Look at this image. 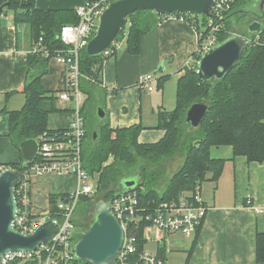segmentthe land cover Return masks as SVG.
<instances>
[{"label": "trees", "instance_id": "16d2710c", "mask_svg": "<svg viewBox=\"0 0 264 264\" xmlns=\"http://www.w3.org/2000/svg\"><path fill=\"white\" fill-rule=\"evenodd\" d=\"M256 0H235L230 11L224 18V29L218 35V41L223 40L228 34L237 32L247 42V51L233 66L227 75L220 80L203 81L197 74L198 55L194 53V62L187 67L184 74L176 84V103L172 111H160L158 127L164 130V136L156 143L143 144L138 142V134L142 127L134 124L129 127L111 129L108 125L106 97L108 92L103 87L102 69L103 62L111 55L104 52L90 55L86 47L79 52V87L86 96L80 112L85 117L93 118L96 122L91 138L83 142L82 160L83 167L90 175L99 174L97 179V192H104V200L119 191L118 185L123 178L140 174V179L135 190L142 205L151 201H169L176 199L183 191H193L196 186H201L204 181H217L224 161L212 159L209 155L210 147L229 145L234 156H245L250 162L261 163L264 161V21L261 28L254 33L247 31L246 35L239 33L238 27L241 18L247 13L235 14L240 9L249 10ZM7 3L13 9L15 20L28 25L30 39L34 42L39 37L43 44L55 51L66 48V45L57 37L61 26L77 22L74 9L40 10L34 6V0H0V6ZM233 14V15H232ZM185 16L186 20L194 26L197 32L206 25V17L192 14H169L168 16ZM232 15V16H231ZM168 16H157L151 10H138L130 14L114 42L125 43L127 51L135 54L139 49V40L155 23ZM253 17V16H251ZM255 19V18H253ZM248 25V24H247ZM248 36V37H245ZM120 48V47H119ZM50 58V57H49ZM49 58L34 55L32 64L33 73L26 79L23 93L25 102L18 111L4 112L9 121V138L12 145L18 149V144L27 138L46 137L53 140L63 135L60 129H48L47 119L49 114L65 110L57 104V93L45 90L41 77L47 72ZM168 79V75H160L158 85ZM209 100L210 109L197 128L185 123V112L194 102ZM87 102V103H86ZM85 106H87L84 112ZM98 107L105 113L103 119L96 116ZM186 132L184 133V131ZM93 132L96 138L93 139ZM183 138L187 144V155L184 164L175 176L168 182L166 188L159 192L149 184L153 183L158 174L150 172L146 177L145 170H137L135 174H127L129 167L136 158L149 159L170 155ZM112 156L113 162L103 164ZM19 171L24 168L22 161L11 164ZM126 173V174H125ZM145 178L147 181L143 179ZM117 187V188H116ZM61 194L50 196V215L52 205ZM92 197H82L81 202L91 201ZM95 204V203H94ZM147 223H140L133 231L136 236L137 251L132 258H138L140 251L146 243ZM76 229L81 236L80 224L76 222ZM199 231V230H198ZM192 247L196 243V235ZM256 260L264 262V231L255 234ZM188 251L187 256L190 254ZM30 264H35L31 262ZM67 264H88L78 258H73Z\"/></svg>", "mask_w": 264, "mask_h": 264}, {"label": "crops", "instance_id": "0c3cea01", "mask_svg": "<svg viewBox=\"0 0 264 264\" xmlns=\"http://www.w3.org/2000/svg\"><path fill=\"white\" fill-rule=\"evenodd\" d=\"M88 0H34L40 10L75 9ZM33 41L28 25L15 20L13 9H0V165L19 163L21 154L9 138V121L4 112L20 110L25 102L26 79L33 73ZM197 47L196 29L186 19L168 16L140 37L135 54L122 42L115 55L103 62L102 82L108 92L106 110L111 129L137 124L142 127L138 142L152 144L164 136L158 127L159 112L172 111L176 103V84L194 62ZM163 66V71L157 69ZM47 72L41 77L45 90L60 92L64 88L66 69L54 58L47 61ZM153 74L154 90L137 86L140 75ZM160 75H168L162 86ZM65 110L51 113L48 129L68 127L73 119V101H57ZM210 158L222 159L224 165L217 181L201 184V197L206 214L193 238L180 234L148 237L144 248L157 252L165 264H264L256 260L255 234L264 231V161L250 162L245 156H234L229 145L212 146ZM75 178L70 175H38L30 183L32 213L45 217L50 209V196L70 191ZM190 254L187 256L188 251Z\"/></svg>", "mask_w": 264, "mask_h": 264}, {"label": "built area", "instance_id": "2783aa9c", "mask_svg": "<svg viewBox=\"0 0 264 264\" xmlns=\"http://www.w3.org/2000/svg\"><path fill=\"white\" fill-rule=\"evenodd\" d=\"M113 0H88L75 7L77 22L63 25L57 37L66 45L65 49L50 50L43 44L42 38L33 42L31 53L46 58H54L65 66L66 75L64 88L57 94L58 101H73V119L68 127L62 128L61 138L48 140L40 136L36 157L30 163L24 164L19 171V181L15 187L17 214L14 227L21 233L34 232L44 221L50 220L56 227V232L50 241L40 244L31 252H9L0 258V264H67L73 258L74 246L79 239L76 229L75 212L82 197H92L97 192V179L83 167L82 147L84 140V119L80 109L84 94L79 87V52L86 47L89 39L94 36L99 17L105 7ZM235 0H217L206 17L205 27L197 32L196 55L198 57L219 43L218 35L223 32L224 18L230 11ZM186 19L185 16H175ZM120 47L119 42L112 44L103 51L106 55L113 54ZM153 74L140 75L137 86L147 92L154 90ZM4 166L0 165V172ZM70 175L75 178L72 190L61 193L45 217H37L32 213L30 204V183L38 175ZM97 175V173H96ZM152 206L142 205L135 188L119 190L112 194L107 204L109 210L119 221L124 231V238L112 264H165L164 258L157 252L143 247L138 258H132L137 251L136 236L133 231L140 223H147L148 237L157 242L159 236L173 233L187 238H193L200 229L207 211L201 197V186L193 191H183L176 199L151 201Z\"/></svg>", "mask_w": 264, "mask_h": 264}, {"label": "water", "instance_id": "95a60500", "mask_svg": "<svg viewBox=\"0 0 264 264\" xmlns=\"http://www.w3.org/2000/svg\"><path fill=\"white\" fill-rule=\"evenodd\" d=\"M216 1L113 0L102 11L97 30L87 42L86 51L90 55L105 51L116 38L127 17L135 11L151 10L160 17L169 14L209 16ZM254 5L259 6L261 11L240 9L234 12L235 14L247 13L256 18L246 27L250 33L257 32L264 21V0H259V3H254ZM5 6L7 3L2 4L0 9ZM246 51V40L238 33L232 32L199 56L197 74L203 81L213 83L220 80L229 73ZM163 69L161 65L156 72L161 73ZM210 106L209 100L192 103L185 112V123L197 128L207 115ZM96 116L99 119L104 118L105 113L102 107L97 108ZM95 138L96 132H93V139ZM38 148L37 138H27L18 144L23 165L34 160ZM139 179V173L123 178L118 188L120 190L132 189L137 186ZM18 181L19 170L16 167H4L0 172V258L9 252L34 251L40 244L50 241L56 232V227L50 220L42 222L34 232L28 234L21 233L14 227L13 222L17 214L15 187ZM90 214L92 221L77 240L74 255L88 264H112L123 242V228L109 210L107 201L104 199L95 202Z\"/></svg>", "mask_w": 264, "mask_h": 264}, {"label": "rangeland", "instance_id": "374dc122", "mask_svg": "<svg viewBox=\"0 0 264 264\" xmlns=\"http://www.w3.org/2000/svg\"><path fill=\"white\" fill-rule=\"evenodd\" d=\"M256 4V3H255ZM251 10H255L257 12H260L261 10L259 9V6L255 7V5L253 7L250 8ZM200 16H199V20H200ZM254 17L251 16H244L241 18V21L239 23V27H238V31L241 34L246 35L247 31H246V27L247 24H249L251 21H253ZM237 33V32H236ZM248 37V36H245ZM85 95H84V99H85ZM83 99V101H84ZM87 103V102H86ZM87 106H85L84 112L86 111ZM95 120L93 118H87L85 117V141H87L89 138H91L92 135V130L95 128ZM186 132V130L184 131V133ZM186 141L183 140V138H181L177 144L176 149L167 156H160V157H152L149 159H145V158H136L133 162V165H131L129 167V171H128V175L129 174H135L137 173L138 169H141L142 171L145 170L144 175H146L145 178H147L150 175V172H154L157 173L158 176L153 179V183H150L149 186L153 187V189H156L159 192H162L168 182L175 176L176 172H178L180 170V168L182 167V165L184 164L186 159V155H187V149L186 146L187 144H185ZM114 158L112 156H110L108 158V160L103 164V166L109 165L113 162ZM126 174V173H125ZM95 176H99V174H94ZM143 178L145 181H147V179ZM142 176H141V181H143ZM144 182V181H143ZM117 188V187H116ZM104 192H99L97 194H95L93 196V198L91 199V201H87V202H81L78 205L77 211L75 212V220L77 222V224H80V231H82V233L84 232V230H86V228L88 227V225L91 223L92 221V216L90 214L91 209L94 206V203L97 202L100 199H104ZM81 233V234H82Z\"/></svg>", "mask_w": 264, "mask_h": 264}, {"label": "flooded vegetation", "instance_id": "af4514ba", "mask_svg": "<svg viewBox=\"0 0 264 264\" xmlns=\"http://www.w3.org/2000/svg\"><path fill=\"white\" fill-rule=\"evenodd\" d=\"M254 3L258 4V3H259V0H256ZM254 3H253V4H254ZM251 7H252V6H251ZM251 7H250V8H251ZM254 18H255V17H254ZM255 19H256V18H255ZM257 19H258V18H257Z\"/></svg>", "mask_w": 264, "mask_h": 264}]
</instances>
